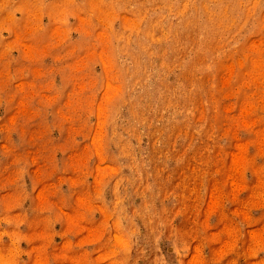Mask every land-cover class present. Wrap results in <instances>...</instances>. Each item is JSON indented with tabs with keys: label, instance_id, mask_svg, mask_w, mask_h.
<instances>
[{
	"label": "rangeland",
	"instance_id": "374dc122",
	"mask_svg": "<svg viewBox=\"0 0 264 264\" xmlns=\"http://www.w3.org/2000/svg\"><path fill=\"white\" fill-rule=\"evenodd\" d=\"M0 264H264V0H0Z\"/></svg>",
	"mask_w": 264,
	"mask_h": 264
}]
</instances>
